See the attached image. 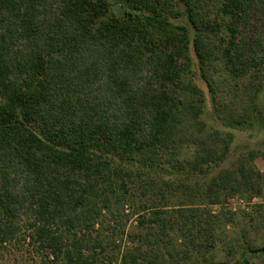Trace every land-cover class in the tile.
Instances as JSON below:
<instances>
[{
    "label": "trees",
    "instance_id": "trees-1",
    "mask_svg": "<svg viewBox=\"0 0 264 264\" xmlns=\"http://www.w3.org/2000/svg\"><path fill=\"white\" fill-rule=\"evenodd\" d=\"M114 1L118 13L110 0H0V264L10 248L39 264H212L195 257L213 247L201 208L170 202L228 153L205 132L198 81L215 111L259 113L264 0ZM219 64L247 101L226 102ZM260 156L198 191L210 205L260 195ZM260 258L264 246L237 264Z\"/></svg>",
    "mask_w": 264,
    "mask_h": 264
},
{
    "label": "rangeland",
    "instance_id": "rangeland-1",
    "mask_svg": "<svg viewBox=\"0 0 264 264\" xmlns=\"http://www.w3.org/2000/svg\"><path fill=\"white\" fill-rule=\"evenodd\" d=\"M110 1L114 4V12L118 13L115 1ZM221 66L219 64L218 73L215 76L223 82L222 89L227 93L226 102L247 101L243 83L240 84L237 93L240 96L235 97L234 90L228 88L234 82L220 69ZM198 83L207 94L208 108L203 117L206 123L205 132L209 135L218 132L221 138L218 145L227 148L228 153L225 160L211 174L195 176L188 185L190 187L178 189L171 199L170 206L178 208L185 203L202 210L203 215L200 221L209 234L213 233L214 236L210 242L213 247L203 250V255L196 253L195 257H200L202 260L206 258L212 264H237L244 252L264 246V181L260 195H255L251 199L247 195L223 196L221 203L217 205H210L205 195L200 194L198 190L206 187L219 172L236 168L239 161L251 152L261 154L254 161V166L257 171L264 174V92L257 99L259 113L256 112L249 118L245 117L242 108H237L235 114L219 108L218 112L215 111L207 85L201 81ZM231 114L238 120V125H233L230 119ZM193 152V147H186L183 150V157L191 158ZM127 224L130 232L134 230L135 218ZM1 264H39V260L35 261L34 257L27 252L10 248L4 252ZM254 264H264V259H256Z\"/></svg>",
    "mask_w": 264,
    "mask_h": 264
}]
</instances>
